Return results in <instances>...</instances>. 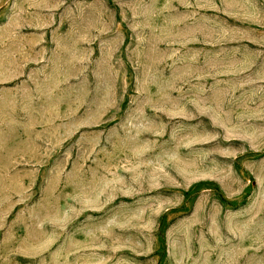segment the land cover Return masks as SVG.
<instances>
[{
	"label": "rangeland",
	"instance_id": "obj_1",
	"mask_svg": "<svg viewBox=\"0 0 264 264\" xmlns=\"http://www.w3.org/2000/svg\"><path fill=\"white\" fill-rule=\"evenodd\" d=\"M0 264H264V0H0Z\"/></svg>",
	"mask_w": 264,
	"mask_h": 264
}]
</instances>
